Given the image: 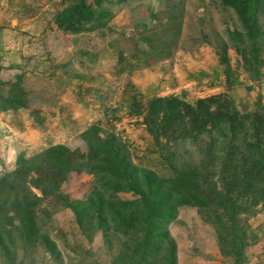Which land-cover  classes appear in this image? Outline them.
I'll return each mask as SVG.
<instances>
[{
	"label": "rangeland",
	"instance_id": "1",
	"mask_svg": "<svg viewBox=\"0 0 264 264\" xmlns=\"http://www.w3.org/2000/svg\"><path fill=\"white\" fill-rule=\"evenodd\" d=\"M76 1L0 0V85L22 77L29 100L26 109L0 113V177L15 171L20 155L57 145L85 151L78 138L94 126L125 143L142 181L148 173L162 183L179 170L210 169L204 164L219 174L228 146L220 131L176 123L158 141L147 125L149 102L206 108L216 100L240 115L264 113V13L252 38L222 0H87L96 18L68 33L57 18ZM95 189L93 176L72 172L61 188L70 208H54L34 243L9 246L10 256L0 250V264H115L134 237L91 222L86 202ZM114 197L118 204L138 195ZM201 213L179 206L165 228L177 264H264V203L240 215L239 256L226 248L232 230L224 210L209 202Z\"/></svg>",
	"mask_w": 264,
	"mask_h": 264
},
{
	"label": "trees",
	"instance_id": "2",
	"mask_svg": "<svg viewBox=\"0 0 264 264\" xmlns=\"http://www.w3.org/2000/svg\"><path fill=\"white\" fill-rule=\"evenodd\" d=\"M222 2L235 11L248 35L258 36L264 0ZM95 12L87 0H77L59 15L57 24L65 32H79L94 21ZM21 82L22 77H18L0 85V113L29 106ZM148 117L149 130L156 127L153 135L158 141L161 130L176 123L187 125L188 131L202 125L201 132H205L209 124L212 130H219L228 141L219 174L204 164L210 169L203 168V173L196 167L179 170L162 183L148 173L142 181L144 174L135 168L125 143L112 132L91 127L78 138L85 151L57 145L31 158L20 155L15 171L0 177V250L10 256L9 246L21 241L34 243L41 237L43 219L50 217L54 208H70L61 188L72 172H78L93 176L97 187L89 204L86 202L91 222L104 233L114 229L126 238L134 237L133 242L123 244L115 264H177L176 243L165 228L179 206L197 207L203 213L209 202L224 210L227 231L232 230L225 239L226 248L232 245L230 251L235 256L242 254L246 235L239 227L240 215L264 203V113L240 115L232 105L216 100L205 108L202 103L191 107L176 98H154L149 102ZM110 192L114 193L109 197L112 199L121 192L136 193L138 198L117 204L107 197Z\"/></svg>",
	"mask_w": 264,
	"mask_h": 264
}]
</instances>
